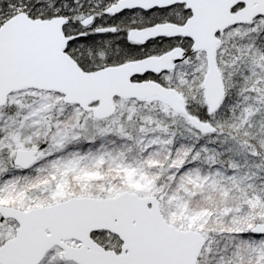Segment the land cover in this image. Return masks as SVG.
<instances>
[{
	"label": "snow or ice",
	"instance_id": "snow-or-ice-1",
	"mask_svg": "<svg viewBox=\"0 0 264 264\" xmlns=\"http://www.w3.org/2000/svg\"><path fill=\"white\" fill-rule=\"evenodd\" d=\"M0 264H264V0H0Z\"/></svg>",
	"mask_w": 264,
	"mask_h": 264
}]
</instances>
